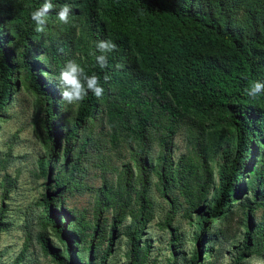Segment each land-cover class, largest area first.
Masks as SVG:
<instances>
[{
  "label": "trees",
  "instance_id": "1",
  "mask_svg": "<svg viewBox=\"0 0 264 264\" xmlns=\"http://www.w3.org/2000/svg\"><path fill=\"white\" fill-rule=\"evenodd\" d=\"M44 2L0 0V121L8 116L19 83L34 92L48 143L39 170L54 175L52 192L41 200L44 228L36 234L45 254L58 264H104L112 249L123 205L116 208L101 256L94 255L99 222L89 233L80 229L81 218L62 206L63 188L74 183L91 156L97 125L106 128L115 146L126 143L135 150L141 189L125 232L130 264L144 263L148 256L149 245L141 239L154 217V176L170 203L164 226L173 254L181 246V233L171 224L179 195L195 226L188 264L209 255L239 215L244 232L235 264L260 254L264 214L262 221L255 214L264 207V91L253 98L246 89L251 82L264 83V0H51L54 8L40 33L31 13ZM65 4L71 9L67 24L57 17ZM100 40H111L117 50L101 53ZM101 54L108 60L104 69L96 60ZM69 60L99 76L101 98L89 91L76 106L61 100L57 77ZM182 132L189 153L175 162L174 140ZM154 142L159 145L155 161L146 155ZM49 227L64 251L50 242ZM84 238L90 250L85 262L77 249Z\"/></svg>",
  "mask_w": 264,
  "mask_h": 264
},
{
  "label": "rangeland",
  "instance_id": "2",
  "mask_svg": "<svg viewBox=\"0 0 264 264\" xmlns=\"http://www.w3.org/2000/svg\"><path fill=\"white\" fill-rule=\"evenodd\" d=\"M72 105L76 106V103ZM6 113L8 116L0 121V210L4 207L0 219V264H17L23 250L24 254L18 264H58L45 254L36 237L44 228L41 200L48 190L52 192L53 188L49 184L53 182L54 175L49 172L45 176L39 170L38 161L48 151V143L39 122V107L34 92L19 83ZM94 137L97 141L88 147L91 156L83 160L82 171L70 187L62 190V206L80 217V229L86 228L89 233L93 225L99 222L94 255L99 253L101 256L108 246L107 231L113 226L116 208L123 205L124 216L116 225L112 249L104 264H130L133 259L130 255L131 245L125 232L131 225L130 213L137 207L138 191L141 189L133 161L135 150L126 143L115 146L106 135V128L101 125L95 128ZM174 141L172 156L176 162L181 155L189 153V142L183 132ZM63 145L64 141L59 156L63 154ZM146 155L149 159L157 160L159 145L152 143ZM157 181L158 178L154 176L150 196L155 212L141 239L142 245H149L146 262L141 264H188L195 249V226L185 216L187 205L179 195L176 212L172 214V221L169 219L172 226L177 227L181 233V246L178 253L173 254L169 228L164 226L168 220L170 203L157 189ZM173 197H177V191H174ZM263 214L264 207L257 211L255 220L262 221ZM47 231L50 242L64 251V243L55 230L49 227ZM243 232L239 215L225 227L226 235L221 237L222 242L209 255L203 254L197 264H235L242 246ZM30 233L31 238L28 237ZM88 243L89 239L84 238L77 247L83 262L90 256ZM93 262H96V258ZM238 264H264V250L260 254L248 256Z\"/></svg>",
  "mask_w": 264,
  "mask_h": 264
},
{
  "label": "clouds",
  "instance_id": "3",
  "mask_svg": "<svg viewBox=\"0 0 264 264\" xmlns=\"http://www.w3.org/2000/svg\"><path fill=\"white\" fill-rule=\"evenodd\" d=\"M54 5L51 0H45L43 5L31 13V20L35 23V31L43 33L47 23L48 14L53 10ZM70 6L65 4L57 12L58 20L64 24L69 23ZM97 49L101 53L113 52L117 50V44L111 40H100ZM95 53H93L94 55ZM97 63L101 69L108 66L107 57L103 54L96 57ZM60 88L62 101L66 104H75L83 100L89 91L97 98H101L104 88L100 84L99 76L96 74L89 75L85 69L73 60H69L66 65L61 68L57 77ZM107 80V75L105 76ZM264 91V83L254 81L250 83V87L246 89L248 95L255 98Z\"/></svg>",
  "mask_w": 264,
  "mask_h": 264
}]
</instances>
